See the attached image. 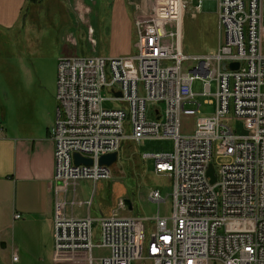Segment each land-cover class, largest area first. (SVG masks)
<instances>
[{"label": "built area", "instance_id": "2783aa9c", "mask_svg": "<svg viewBox=\"0 0 264 264\" xmlns=\"http://www.w3.org/2000/svg\"><path fill=\"white\" fill-rule=\"evenodd\" d=\"M191 4L163 0L152 15L135 20L134 56L58 59L56 108L48 130L57 261L58 255L83 254L87 264H264V0H218L216 52L188 56L181 22ZM200 9L198 2L194 10ZM128 61L137 74H129ZM186 62L191 69H183ZM231 63L238 68L230 70ZM196 81L203 84L200 95L192 91ZM104 89L112 95L102 97ZM197 96L213 98L205 103L214 105V114L196 118L184 132L183 120L200 115ZM105 100L121 107L104 109ZM147 103L163 105V111L154 107L151 121ZM229 114L243 120L249 133L236 135L223 124ZM143 139L173 142L171 153L145 156L155 161L156 174H168L172 182V214L151 219L154 229L146 243L140 218L115 213L93 219L66 212L91 207V200L77 197L80 181L110 179V167L99 164L101 156L117 152L118 157L123 140ZM75 153L91 165H75ZM221 159L227 162L215 166ZM210 165L214 183L207 175ZM149 199L164 201L158 191ZM118 208L127 209L121 199ZM94 249L104 253L94 256ZM17 261L13 252L11 262Z\"/></svg>", "mask_w": 264, "mask_h": 264}, {"label": "rangeland", "instance_id": "374dc122", "mask_svg": "<svg viewBox=\"0 0 264 264\" xmlns=\"http://www.w3.org/2000/svg\"><path fill=\"white\" fill-rule=\"evenodd\" d=\"M52 1L56 3L59 1L61 7L59 8ZM94 1L102 4L101 12H103V18H109L113 0ZM184 1L193 2L188 8H194L197 0ZM49 4L48 11L43 9L38 11L35 21L25 19L23 26H16L10 30L0 29V117L3 111L7 112L10 116L12 131L21 126L20 122L23 126L30 125L32 118H36L38 115L35 113L40 108L42 101L44 102V99L49 97L50 94L55 99L57 62L59 57L64 55L65 51L70 48L69 44H61L59 40L60 32L63 31L65 25H60L57 19L63 17L69 21L73 20L74 16L70 12L69 7L71 0H51ZM35 7L32 8V11ZM38 8L39 6L36 9ZM108 28V23L105 28H99L103 36L101 40L91 38L88 44H78L75 48V54L80 57L99 56L108 58L112 57L113 53L120 51V47L107 44ZM185 31L187 29L182 24V46L183 41H185L183 40ZM96 40L98 44H95ZM135 42L136 38L134 35L133 43L130 44V57L136 54ZM192 65L191 62H186L183 64V69L189 70ZM126 69L130 75L137 74L135 63L132 61L126 62ZM192 91L196 95H200L203 91V84L200 81L194 82ZM260 91L264 94V86L261 87ZM211 93H215L214 83L211 85ZM101 95L107 98L112 94L104 89ZM29 100L34 101L36 106L27 110L25 106ZM211 100L213 101L212 97H196V102L200 104V115L193 119L183 120L184 132L187 131V126L194 124L196 118L210 117L214 114V105L205 103ZM118 107H121V104H114L106 100L102 103V108L104 109ZM154 107L163 111V105L147 103L146 119L148 121L155 119ZM222 123L231 128L236 135L244 136L249 133L244 121L235 118L232 114L226 116ZM3 125L1 121L0 130H3ZM172 150L173 143L168 140L143 139L137 143L132 142V148L126 152L123 150L119 152L117 162L110 167L111 177L109 180L100 181L99 183H81L80 196L86 200L92 199L91 202H93L92 217L98 219L102 215H106L107 211L113 210L111 214L119 213L140 218L144 220L146 243L154 229L151 219L157 216L170 218L172 214V182L168 174H156L153 159H144L143 156L170 153ZM132 151L137 156L133 155ZM225 162H227L226 159H221L213 163L216 166ZM153 191L159 192L164 199L162 203L157 204L150 201L149 194ZM120 199L123 201L126 199L130 200L132 210H119L118 202ZM168 225H171L170 221H168ZM92 231L96 241L98 235V225L96 223L93 224ZM2 236L4 237L3 240ZM13 236L14 241L11 240ZM20 236L18 230L14 231L12 227L5 234L0 235V264H12V248L16 249L18 255V261L14 264H54L53 260L56 257L53 249L54 239L51 232L43 237V246L40 249L35 247L28 249L24 246ZM2 243L6 246L3 247ZM93 253L94 256H97L100 253H104V251L94 249ZM62 256L58 255L59 258L63 259L64 257ZM132 264L150 263L134 261ZM210 264L221 263L211 262Z\"/></svg>", "mask_w": 264, "mask_h": 264}, {"label": "crops", "instance_id": "0c3cea01", "mask_svg": "<svg viewBox=\"0 0 264 264\" xmlns=\"http://www.w3.org/2000/svg\"><path fill=\"white\" fill-rule=\"evenodd\" d=\"M50 1L38 0L31 3L29 0H0V29L10 30L16 26H23L25 19L35 21L39 10H49ZM198 2L201 6L199 12L194 8H186L183 11L181 26L183 24L187 31L182 50L188 56L214 53L220 43L217 31L218 0H197L196 5ZM54 3L61 7L59 1ZM162 3L163 0H113L109 18H103L102 4L94 0H71L69 7L74 16L73 20L69 21L63 17L57 19L60 25H65L60 32L59 40L61 44L70 46L59 58L77 56L75 48L78 44H88L91 38L101 40L103 36L99 28H105L107 23L109 25L107 44L120 47V51L111 56H130V44L133 43L135 35V20L152 15ZM36 5L39 6L38 9ZM33 7L35 8L32 11ZM89 28L92 30L91 34L88 32ZM95 44H98L97 40ZM35 106L36 103L29 100L25 107L30 110ZM55 108V99L50 94L44 102L42 101L35 113L38 115L32 118L30 125L23 126L19 120L21 126L14 131L10 126V116L7 112L3 111L0 117V122L4 124L3 130H0V235L5 234L11 227L14 231L17 229L24 246L28 249L42 248L43 237L49 232L53 234L51 189L54 172L53 143L48 130L54 121ZM132 142L135 141L123 140L119 152L121 150L126 152L132 148ZM132 154L136 155L133 151ZM145 156L143 158L147 159ZM88 182L92 183L90 180H82L77 187V197L82 202L89 200L80 196V184ZM70 200L69 195L68 201ZM92 203L89 211L86 208L73 207L66 209V212L76 217L90 215L91 218L97 219L91 214ZM112 211H107L106 215L101 217L109 216ZM15 215L19 218L16 219ZM1 238L3 240L4 237ZM11 240L14 241V236ZM13 252L17 254L16 249L12 248L11 256ZM63 256L60 261L55 262L54 259L53 263L87 264L83 254Z\"/></svg>", "mask_w": 264, "mask_h": 264}, {"label": "water", "instance_id": "95a60500", "mask_svg": "<svg viewBox=\"0 0 264 264\" xmlns=\"http://www.w3.org/2000/svg\"><path fill=\"white\" fill-rule=\"evenodd\" d=\"M238 68V63H231L229 64V69L230 70H236ZM223 69H225V64H223ZM119 95V94H117ZM73 159H74V164L75 165H91V160L87 159V158H83L81 157L79 154L75 153L73 154ZM117 152L111 153V154H107V155H103L100 157L99 159V164L103 165L105 167H111L115 162H117ZM207 175L211 178L210 182L214 183L215 181V177H214V171H213V167L210 165L207 171ZM127 210L131 211L132 210V205L130 200H124ZM2 246L4 247V245L2 244Z\"/></svg>", "mask_w": 264, "mask_h": 264}, {"label": "trees", "instance_id": "16d2710c", "mask_svg": "<svg viewBox=\"0 0 264 264\" xmlns=\"http://www.w3.org/2000/svg\"><path fill=\"white\" fill-rule=\"evenodd\" d=\"M38 0H29L31 3H36Z\"/></svg>", "mask_w": 264, "mask_h": 264}]
</instances>
